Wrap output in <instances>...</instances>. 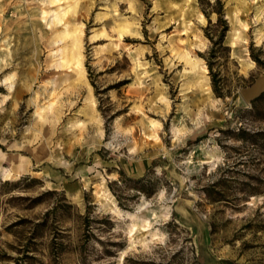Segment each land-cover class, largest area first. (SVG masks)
Wrapping results in <instances>:
<instances>
[{"label":"rangeland","instance_id":"rangeland-1","mask_svg":"<svg viewBox=\"0 0 264 264\" xmlns=\"http://www.w3.org/2000/svg\"><path fill=\"white\" fill-rule=\"evenodd\" d=\"M216 1L0 0V264H264V0L223 97Z\"/></svg>","mask_w":264,"mask_h":264},{"label":"trees","instance_id":"trees-1","mask_svg":"<svg viewBox=\"0 0 264 264\" xmlns=\"http://www.w3.org/2000/svg\"><path fill=\"white\" fill-rule=\"evenodd\" d=\"M216 4L219 5V9L215 11L217 14V20L213 24L209 20V25L204 30L205 36L209 39L211 43L209 56L205 57V60L211 77L212 90L216 96L223 97L225 96V93L223 92V88L219 82L220 81V78H218L219 72L214 71L213 66L215 65V63H217L216 59L217 57H219V54H221L224 50L228 49L227 46H224V39L227 31L229 30V25L220 8L221 5L220 0H217ZM203 13L207 18L209 17L208 12L204 10ZM253 59L254 61H256V63L258 64L260 63V60H258L257 58H253Z\"/></svg>","mask_w":264,"mask_h":264},{"label":"bare ground","instance_id":"bare-ground-1","mask_svg":"<svg viewBox=\"0 0 264 264\" xmlns=\"http://www.w3.org/2000/svg\"><path fill=\"white\" fill-rule=\"evenodd\" d=\"M71 54V53H70ZM75 54V53H74ZM68 55H69V52H68ZM64 57H62V59H63ZM73 59V58H72ZM67 60V59H66ZM64 61V60H63ZM68 61V60H67ZM62 62V61H61ZM66 64H67V62H65ZM66 64H65V66H66ZM61 65V64H60ZM63 65H64V63L62 64V67H63ZM11 87V86H10Z\"/></svg>","mask_w":264,"mask_h":264}]
</instances>
